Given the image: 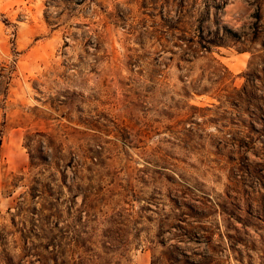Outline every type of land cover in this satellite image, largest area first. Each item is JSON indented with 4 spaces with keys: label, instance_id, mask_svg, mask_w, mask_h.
Returning <instances> with one entry per match:
<instances>
[{
    "label": "rangeland",
    "instance_id": "obj_1",
    "mask_svg": "<svg viewBox=\"0 0 264 264\" xmlns=\"http://www.w3.org/2000/svg\"><path fill=\"white\" fill-rule=\"evenodd\" d=\"M0 264H264V0H0Z\"/></svg>",
    "mask_w": 264,
    "mask_h": 264
},
{
    "label": "trees",
    "instance_id": "obj_2",
    "mask_svg": "<svg viewBox=\"0 0 264 264\" xmlns=\"http://www.w3.org/2000/svg\"><path fill=\"white\" fill-rule=\"evenodd\" d=\"M2 87V86H0ZM3 94V90L0 89V95ZM1 145H2V134L0 133V149H1Z\"/></svg>",
    "mask_w": 264,
    "mask_h": 264
}]
</instances>
